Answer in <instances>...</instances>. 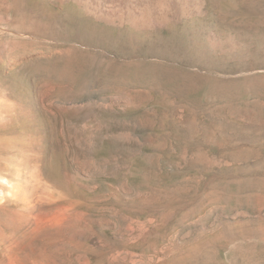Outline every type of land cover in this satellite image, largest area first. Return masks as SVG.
Returning <instances> with one entry per match:
<instances>
[{
  "label": "rangeland",
  "instance_id": "1",
  "mask_svg": "<svg viewBox=\"0 0 264 264\" xmlns=\"http://www.w3.org/2000/svg\"><path fill=\"white\" fill-rule=\"evenodd\" d=\"M0 264H264V0H0Z\"/></svg>",
  "mask_w": 264,
  "mask_h": 264
},
{
  "label": "bare ground",
  "instance_id": "2",
  "mask_svg": "<svg viewBox=\"0 0 264 264\" xmlns=\"http://www.w3.org/2000/svg\"><path fill=\"white\" fill-rule=\"evenodd\" d=\"M21 187V186H20ZM22 192V191H21ZM23 194V193H22Z\"/></svg>",
  "mask_w": 264,
  "mask_h": 264
}]
</instances>
